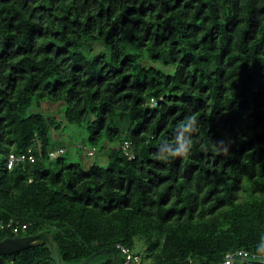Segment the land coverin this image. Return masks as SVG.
<instances>
[{"label": "trees", "instance_id": "obj_1", "mask_svg": "<svg viewBox=\"0 0 264 264\" xmlns=\"http://www.w3.org/2000/svg\"><path fill=\"white\" fill-rule=\"evenodd\" d=\"M44 103L60 108L46 113ZM192 115L187 153L159 156ZM63 122L84 127L94 148L112 144L108 165L86 170L66 152L50 158V133ZM30 148L36 162L7 169L11 153ZM10 221L27 228L2 230L0 241L47 232L63 264L101 250L125 264L118 245L141 264L257 254L264 0H0V224ZM140 240L143 255L133 252ZM3 260L55 264L47 246ZM91 263L114 264V256Z\"/></svg>", "mask_w": 264, "mask_h": 264}, {"label": "rangeland", "instance_id": "obj_2", "mask_svg": "<svg viewBox=\"0 0 264 264\" xmlns=\"http://www.w3.org/2000/svg\"><path fill=\"white\" fill-rule=\"evenodd\" d=\"M100 51V47H96V52ZM166 73H173L174 70L172 68H163ZM60 108V105L44 103L42 106L43 111L46 113H56ZM32 109L30 110V112ZM55 115V114H54ZM58 121H63V114L57 115ZM51 139L54 143L53 150H57L59 147H63L66 150L65 157L68 163L80 164L84 169H89L93 164H98L102 167H106L108 165V157L110 153V149L113 148V145L109 142H105L100 144L96 148V153L94 157H89L88 152L92 150L94 147L89 142V133L84 127L79 126H70L63 122V126L61 130H52L50 133ZM102 146L105 147L102 150ZM56 160V159H53ZM146 249L145 241L140 240L133 252L135 254L143 255V251ZM143 257V256H142ZM141 257V261L143 259ZM141 262V263H142ZM150 263L149 260L144 259V264ZM98 264V263H91Z\"/></svg>", "mask_w": 264, "mask_h": 264}, {"label": "built area", "instance_id": "obj_3", "mask_svg": "<svg viewBox=\"0 0 264 264\" xmlns=\"http://www.w3.org/2000/svg\"><path fill=\"white\" fill-rule=\"evenodd\" d=\"M132 143L129 141L124 142L122 149L124 153L131 157L132 156V150H131ZM35 149L30 148L26 152H23L21 154H15L11 153L7 159V169L12 170L17 164L24 163V162H36L37 156L35 154ZM66 150L62 147H59L56 151L51 150L49 152V156L52 159H56L59 156L64 155ZM96 153V148H93L88 152L89 157H94ZM27 228L26 225H20L19 223H15L13 221H10L8 223H2L0 224V231L5 229H11L13 233H19L20 230H25ZM118 249H120L124 256H126V262L125 264H141V258L139 256L133 255L131 250L128 248H125L121 245L117 246ZM241 259H254V260H260L264 262V254L263 255H257L253 253H249L246 251H237L234 253H229L225 256L224 264H234L237 260Z\"/></svg>", "mask_w": 264, "mask_h": 264}, {"label": "water", "instance_id": "obj_4", "mask_svg": "<svg viewBox=\"0 0 264 264\" xmlns=\"http://www.w3.org/2000/svg\"><path fill=\"white\" fill-rule=\"evenodd\" d=\"M40 246L48 247L55 264H63V261L61 260L57 252L56 242L53 236L47 232H41L31 236L6 238L0 241V264H6L3 260V256L13 255L16 253H20L26 249L40 247ZM106 252H111L114 256V264H118L117 253L115 251H110V250H101L91 255L90 257L82 261L80 264H88L96 256Z\"/></svg>", "mask_w": 264, "mask_h": 264}, {"label": "clouds", "instance_id": "obj_5", "mask_svg": "<svg viewBox=\"0 0 264 264\" xmlns=\"http://www.w3.org/2000/svg\"><path fill=\"white\" fill-rule=\"evenodd\" d=\"M196 123L197 120L195 115L187 117L183 123H180L178 125V128L180 129V134L178 136H174L175 146L165 149L163 145H161L158 155L161 157L185 155L189 150V145L191 144L189 134L194 130ZM220 144L223 145V148H219L218 150L222 154H228V145L225 143ZM256 251L257 254H264V237H261V241Z\"/></svg>", "mask_w": 264, "mask_h": 264}]
</instances>
